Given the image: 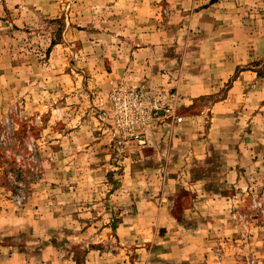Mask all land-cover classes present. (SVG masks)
I'll return each mask as SVG.
<instances>
[{
    "label": "rangeland",
    "instance_id": "rangeland-1",
    "mask_svg": "<svg viewBox=\"0 0 264 264\" xmlns=\"http://www.w3.org/2000/svg\"><path fill=\"white\" fill-rule=\"evenodd\" d=\"M0 264H264V0H0Z\"/></svg>",
    "mask_w": 264,
    "mask_h": 264
},
{
    "label": "crops",
    "instance_id": "crops-1",
    "mask_svg": "<svg viewBox=\"0 0 264 264\" xmlns=\"http://www.w3.org/2000/svg\"><path fill=\"white\" fill-rule=\"evenodd\" d=\"M133 24L130 37L120 42L121 46L117 48L121 49V51L115 55V58H112L113 71L108 74V83L110 81L121 82L126 80L133 83L143 81L153 85H160L165 79L168 81V77L163 73H166V70L171 68L169 65H173L174 68L179 60H174V58L168 60L165 54L167 42L160 35L140 33L141 26ZM207 81L200 80V85L195 87V89L192 86L191 90H199L201 95L211 93L212 84ZM205 82L207 84H204ZM106 85L108 86V84ZM235 184L248 186V184L244 183Z\"/></svg>",
    "mask_w": 264,
    "mask_h": 264
},
{
    "label": "built area",
    "instance_id": "built-area-1",
    "mask_svg": "<svg viewBox=\"0 0 264 264\" xmlns=\"http://www.w3.org/2000/svg\"><path fill=\"white\" fill-rule=\"evenodd\" d=\"M179 121H181V119H179Z\"/></svg>",
    "mask_w": 264,
    "mask_h": 264
},
{
    "label": "trees",
    "instance_id": "trees-1",
    "mask_svg": "<svg viewBox=\"0 0 264 264\" xmlns=\"http://www.w3.org/2000/svg\"><path fill=\"white\" fill-rule=\"evenodd\" d=\"M214 1V0H213Z\"/></svg>",
    "mask_w": 264,
    "mask_h": 264
}]
</instances>
